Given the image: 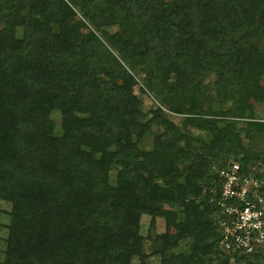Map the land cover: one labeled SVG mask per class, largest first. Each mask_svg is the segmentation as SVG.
Masks as SVG:
<instances>
[{
	"label": "trees",
	"instance_id": "1",
	"mask_svg": "<svg viewBox=\"0 0 264 264\" xmlns=\"http://www.w3.org/2000/svg\"><path fill=\"white\" fill-rule=\"evenodd\" d=\"M261 103L264 0H0V264H264L207 194L264 178Z\"/></svg>",
	"mask_w": 264,
	"mask_h": 264
},
{
	"label": "built area",
	"instance_id": "2",
	"mask_svg": "<svg viewBox=\"0 0 264 264\" xmlns=\"http://www.w3.org/2000/svg\"><path fill=\"white\" fill-rule=\"evenodd\" d=\"M214 170L219 185L208 188L207 194L217 207L220 249L229 255L264 250V178L233 160Z\"/></svg>",
	"mask_w": 264,
	"mask_h": 264
},
{
	"label": "rangeland",
	"instance_id": "3",
	"mask_svg": "<svg viewBox=\"0 0 264 264\" xmlns=\"http://www.w3.org/2000/svg\"><path fill=\"white\" fill-rule=\"evenodd\" d=\"M115 28H111L110 31H113ZM149 105H155V102L149 100V99H145L144 100V107H147ZM257 111H258V116L259 118H263V114H264V103H261L258 107H257ZM50 118L52 119L53 121V125H54V130L55 132H59V124H60V116H59V112L58 111H52L51 114H50ZM170 118L171 120L176 123L177 125H179L180 123V117L178 116H175V115H172L170 114ZM239 125H242V124H239ZM187 129H191L187 127ZM192 132L195 133V135L197 134H200L202 135L204 138H207L209 136V133L207 131H199L198 129L192 127ZM249 147L251 146H254V143H249L248 144ZM144 147H149V139H146L145 143H144ZM110 176H111V180H112V176H113V173L111 172L110 173ZM9 210V204H7L6 202H3V201H0V254H1V251L4 247V243H3V237L5 236V229H4V225L7 224L8 222V215H7V211ZM148 222H149V217L146 216V215H142L141 218H140V234L145 236L147 234V225H148ZM155 230L157 232H161L163 231V222L162 220L160 219H157L156 220V228ZM151 243L144 239L143 241V253H149L151 251V247H150ZM183 247V245H182ZM181 247V248H182ZM1 257V255H0ZM147 263L148 264H157V258L154 257V256H149L148 259H147ZM131 264H137V258H133L132 261H131Z\"/></svg>",
	"mask_w": 264,
	"mask_h": 264
}]
</instances>
